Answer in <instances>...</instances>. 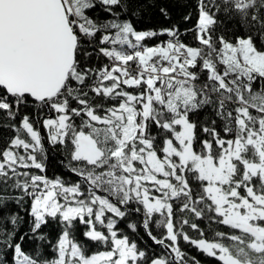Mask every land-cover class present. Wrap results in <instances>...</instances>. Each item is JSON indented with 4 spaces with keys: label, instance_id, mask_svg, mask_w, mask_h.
<instances>
[{
    "label": "snow or ice",
    "instance_id": "1",
    "mask_svg": "<svg viewBox=\"0 0 264 264\" xmlns=\"http://www.w3.org/2000/svg\"><path fill=\"white\" fill-rule=\"evenodd\" d=\"M98 5L108 16L90 14ZM138 9L0 0V122L14 132L0 147V264H199L181 239L220 264H264V0H196L195 46L176 26L138 31ZM221 10L243 34H216ZM45 141L64 149L75 179L47 176ZM10 203L28 205L23 234ZM177 214L229 231L193 238L185 225L204 232L183 215L178 229ZM49 219L61 234L26 251L25 239L46 240ZM121 221L173 259L141 248ZM77 224L105 250L88 254Z\"/></svg>",
    "mask_w": 264,
    "mask_h": 264
},
{
    "label": "trees",
    "instance_id": "2",
    "mask_svg": "<svg viewBox=\"0 0 264 264\" xmlns=\"http://www.w3.org/2000/svg\"><path fill=\"white\" fill-rule=\"evenodd\" d=\"M219 2V0H218ZM136 4L141 5V9L137 10V15L130 17L132 19L134 27L138 31H160L164 28H169L172 26H176L180 29L184 35L181 36V39L188 44H192L195 46V41L193 40V33L188 31V29H192L195 27L197 21V10H196V0H132V6L135 7ZM167 9L168 16L165 17L160 9ZM99 16L100 18H104L108 16L107 13L103 11L101 6H97L96 9L92 10V13ZM191 14V19L185 20L184 17ZM111 18V17H109ZM219 18L222 20V23L217 25V35L225 34L229 38L234 35H240L244 33V30L238 25L237 20L228 14H225L223 10L219 14ZM167 37L158 36L153 39L146 40L144 43L153 46L155 44H159L162 41L166 40ZM93 64H98L101 62L107 63L106 60L101 58L100 60L93 59ZM33 116L35 117L37 114V110L33 109ZM40 117L53 116L55 117V113H49L47 110L40 111ZM37 128L40 129L41 135H46V131L41 127V125H36ZM14 136V132L12 129L4 127L3 123L0 122V147L4 145V142L11 137ZM45 150L47 153V159L45 160L47 167V176L49 178L61 177L66 180L75 179L71 176L63 161L66 159V152L62 147H52L47 141H45ZM35 171V170H33ZM158 195V193H157ZM28 208L27 204L24 205H16L15 203H10L8 205V209L12 213H18V215L22 218L18 227L19 234H23L28 231L29 224L27 221L30 219L26 209ZM183 215L185 218H188L190 222L197 223L200 226L201 231L204 232V236L201 237L199 233L195 230H192L187 225L184 226L183 230L193 238H204L209 242H214L218 238H216V231H229L223 225H217L214 223H210L208 219L197 220L192 217L190 214H177V228L179 229V220L180 216ZM141 217L139 215L134 214L129 218V222L137 223L138 225L141 222ZM11 227V225H10ZM83 225L77 224L76 229L74 230V235L76 240L85 246V249L88 254H94L96 251L105 250L103 245H97L94 242L88 241L82 234L84 230ZM118 227L121 230L122 234H127L130 238L135 239L138 245L141 248H147L150 253L155 252L157 255H161L166 257L169 260L173 259L174 254L171 253L169 249H165L159 245L153 244V242L149 239V237L144 233L143 229H139V235L131 233L129 229H127L124 221H121L118 224ZM62 226L58 221H54L49 219L47 225L43 226L41 232L45 235L46 240H28L25 239L23 242V247L26 251L31 252L35 248H41L47 244L48 241L55 242L58 238L59 234H61ZM164 230L162 228H156L153 226V234L159 237ZM224 243H229L228 241H223ZM181 250L186 254V257L189 260L195 258V261H198L199 264H220L219 261L215 260L213 257H209L201 251L197 250L195 247L187 244L182 239L180 240ZM48 252L51 253L52 249L49 247ZM51 258V257H49ZM10 259V257H9Z\"/></svg>",
    "mask_w": 264,
    "mask_h": 264
},
{
    "label": "rangeland",
    "instance_id": "3",
    "mask_svg": "<svg viewBox=\"0 0 264 264\" xmlns=\"http://www.w3.org/2000/svg\"><path fill=\"white\" fill-rule=\"evenodd\" d=\"M54 118V117H53Z\"/></svg>",
    "mask_w": 264,
    "mask_h": 264
}]
</instances>
